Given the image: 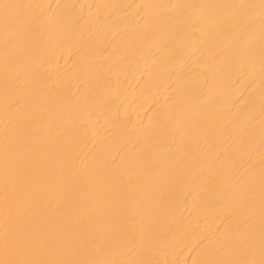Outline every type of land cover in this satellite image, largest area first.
<instances>
[{
	"label": "bare ground",
	"instance_id": "1",
	"mask_svg": "<svg viewBox=\"0 0 264 264\" xmlns=\"http://www.w3.org/2000/svg\"><path fill=\"white\" fill-rule=\"evenodd\" d=\"M0 264H264V0H0Z\"/></svg>",
	"mask_w": 264,
	"mask_h": 264
}]
</instances>
